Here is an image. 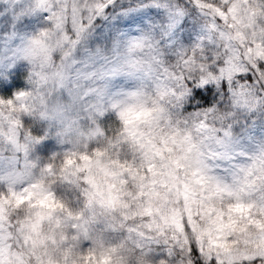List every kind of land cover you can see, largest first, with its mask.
<instances>
[{
	"label": "clouds",
	"instance_id": "obj_1",
	"mask_svg": "<svg viewBox=\"0 0 264 264\" xmlns=\"http://www.w3.org/2000/svg\"><path fill=\"white\" fill-rule=\"evenodd\" d=\"M0 264H264V0H0Z\"/></svg>",
	"mask_w": 264,
	"mask_h": 264
}]
</instances>
